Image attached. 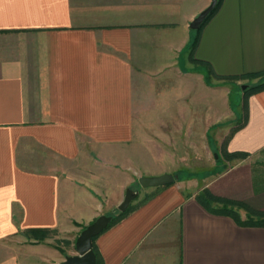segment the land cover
<instances>
[{"label": "crops", "instance_id": "crops-1", "mask_svg": "<svg viewBox=\"0 0 264 264\" xmlns=\"http://www.w3.org/2000/svg\"><path fill=\"white\" fill-rule=\"evenodd\" d=\"M209 3L0 0V264L62 261L72 252L28 230H54L75 249L84 226L113 216L108 201L169 166L140 138H207L219 80L226 100L264 80L248 75L264 73V0H221L191 29ZM232 113L240 124L207 145L213 174L147 187L96 236L101 264H264V89ZM204 189L237 202L233 213L206 208Z\"/></svg>", "mask_w": 264, "mask_h": 264}, {"label": "rangeland", "instance_id": "rangeland-1", "mask_svg": "<svg viewBox=\"0 0 264 264\" xmlns=\"http://www.w3.org/2000/svg\"><path fill=\"white\" fill-rule=\"evenodd\" d=\"M211 1V0H210ZM251 80V79H249ZM221 80H219V109H218V119L214 120L212 122V125L210 126L208 130V136L207 138L205 136H186V137H178V136H161V137H146L143 138L145 141L149 140L154 142H151L149 148L147 145H144L142 148L145 152H147V149L150 151H153L155 155H161L162 160L166 161L167 157L169 158V161H166V164L169 165L166 169L162 170V173H171L174 177V181L176 183H181L182 181H188L191 178L199 177V183L201 184L200 179L202 180L201 176L203 175H210L213 174L215 171L214 168H212V164L214 163V155L212 150L209 149L208 146H213V139L212 137L221 136V134L227 129L228 125L231 126L232 130L236 125H239L242 120V115L235 117V115L232 113L240 110L241 112H244V89L241 88L239 85H235V88H233L230 93H228L227 100L225 99V95L222 93L223 89L221 88ZM235 94L237 96H235ZM230 107V108H229ZM232 111H231V110ZM143 124V126H142ZM146 122H140V129L146 128ZM193 128L199 130L201 129L200 126H194ZM202 130V129H201ZM226 138V137H225ZM146 144V143H145ZM143 145V144H140ZM208 145V146H207ZM147 148V149H146ZM141 149V148H140ZM141 151V150H140ZM221 156H224L223 150L220 149ZM219 152L216 153V156H219ZM150 155H145L144 158H142L144 161L151 162ZM225 157V156H224ZM154 160V159H153ZM157 164V162H155ZM155 171H161V169H154ZM153 170V171H154ZM147 171L146 169H139V173ZM161 173V174H162ZM160 175V174H159ZM140 176H143L140 174ZM138 176V178L140 177ZM210 177V176H209ZM208 178V177H206ZM204 181L205 178H203ZM203 181V182H204ZM171 182V183H173ZM170 183V184H171ZM184 182H182L183 184ZM189 184V183H188ZM192 184H195L194 181ZM125 189V188H124ZM127 189H130L132 192H137L138 194L135 195L130 201V206H136L138 203H140L142 200H144L147 197V193H144V190L146 188H143L139 185L138 179L136 178L134 182L127 186ZM126 189V190H127ZM126 190H124L126 192ZM123 192V194H125ZM120 197L122 199L123 197ZM112 196L115 199L118 198V193L115 191L113 193L110 192V199H112ZM117 202L118 200H110L107 202V205H113V207H107L106 211L111 213L114 217L118 216L119 210L117 208ZM115 205V206H114ZM85 227V226H84ZM83 229V228H82ZM28 237H34L39 236L41 239H52L53 242L56 244V246L60 250L64 251H70L72 254H75L76 251L71 246V241L68 240L66 237H56V231L54 230H48L46 232H42L41 234H32L28 233Z\"/></svg>", "mask_w": 264, "mask_h": 264}, {"label": "water", "instance_id": "water-1", "mask_svg": "<svg viewBox=\"0 0 264 264\" xmlns=\"http://www.w3.org/2000/svg\"><path fill=\"white\" fill-rule=\"evenodd\" d=\"M216 3L217 0H211L209 5L190 21L189 27L191 29H198L209 12L215 7ZM246 87V84L241 86L242 89ZM173 181L174 177L171 173H162L155 176L143 175L138 178V183L143 188L166 185ZM136 194L137 192H132L130 189H127L122 201L117 206L118 210L120 212L125 211L131 199L135 197ZM111 218L112 216L109 215H100L94 221L87 224L74 241L76 253L66 255L62 261L56 264H96V256L92 249V238L104 230Z\"/></svg>", "mask_w": 264, "mask_h": 264}, {"label": "trees", "instance_id": "trees-1", "mask_svg": "<svg viewBox=\"0 0 264 264\" xmlns=\"http://www.w3.org/2000/svg\"><path fill=\"white\" fill-rule=\"evenodd\" d=\"M221 0H217V3L215 5V7L209 12V14L206 16V18L204 19V21L201 23V25L199 26V28L197 30H200V28L203 26V24L208 20V18L215 12V10L217 9L218 5L220 4ZM197 40L194 39L191 43H190V52L192 53V51L194 50L195 46H196ZM193 61L199 62V63H204V61L201 60H197L192 58ZM263 72H256V73H251L248 74L251 77H256V76H260L263 75ZM264 89V80L257 82L256 84L253 85H249L244 89V110L246 108V104H247V97L249 94L260 91ZM225 157H242L245 155V153H241V152H233V153H227V152H223ZM197 200L199 202H201L206 208H208L209 210H212L214 212H222V213H229L232 214L233 212L231 211V208L229 209L228 206L233 207L234 205H238L237 202L232 201V200H228L226 198L223 197H219L214 195L213 193H211L208 189H204L203 191H201L198 195H197ZM212 203H219L222 206L217 207V208H213L211 205ZM134 206H130L128 205L127 209L123 212H119L118 216L114 217L112 216L111 220L109 221V223L106 225V227L104 228V230L106 228H108L109 226H111L112 224H114L115 222H117L118 220H120L123 216H125L130 210H132ZM246 223H253L254 221L250 218L247 217ZM48 231L47 229H31L28 230L29 233L32 234H41L42 232H46ZM37 239H41V237L39 236H35ZM96 236H94L92 238V249L94 251V254L96 256V264H101L102 263V259L101 256L96 248V245L94 244V240H95Z\"/></svg>", "mask_w": 264, "mask_h": 264}]
</instances>
